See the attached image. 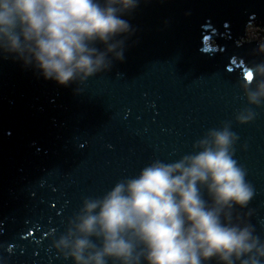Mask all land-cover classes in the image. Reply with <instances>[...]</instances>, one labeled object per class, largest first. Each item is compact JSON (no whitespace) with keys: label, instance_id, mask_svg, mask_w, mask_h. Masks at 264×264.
Instances as JSON below:
<instances>
[{"label":"water","instance_id":"1","mask_svg":"<svg viewBox=\"0 0 264 264\" xmlns=\"http://www.w3.org/2000/svg\"><path fill=\"white\" fill-rule=\"evenodd\" d=\"M120 18L132 29L116 37L124 60L109 54L111 69L82 83L46 80L0 52V264H74L52 245L84 198L193 153L225 121L255 188L234 222L264 240V103L249 105L240 87L264 62V38H247L264 30V0H138ZM245 108L257 115L240 124Z\"/></svg>","mask_w":264,"mask_h":264},{"label":"clouds","instance_id":"2","mask_svg":"<svg viewBox=\"0 0 264 264\" xmlns=\"http://www.w3.org/2000/svg\"><path fill=\"white\" fill-rule=\"evenodd\" d=\"M137 5L138 0H0V52L34 66L46 80L82 83L109 71L112 59L124 60V40L116 37L132 29L120 16ZM97 41L103 51L94 46ZM258 51L264 52V41ZM248 72L251 79L240 87L249 105L260 106L264 62ZM256 115L245 108L236 120L247 124ZM238 140L225 121L197 140L193 153L171 163L155 160L102 197L84 198L52 246L74 264H262L264 240L239 215L234 222L235 207H247L255 195L246 169L234 159Z\"/></svg>","mask_w":264,"mask_h":264},{"label":"rangeland","instance_id":"3","mask_svg":"<svg viewBox=\"0 0 264 264\" xmlns=\"http://www.w3.org/2000/svg\"><path fill=\"white\" fill-rule=\"evenodd\" d=\"M249 32H250V34H249ZM263 33H264V30H260L258 28H255V30L253 32V28H249V29H247V38H248V36H249L250 39H252V38L259 39L260 37L264 38ZM252 34H255V36L252 37L251 36Z\"/></svg>","mask_w":264,"mask_h":264},{"label":"snow or ice","instance_id":"4","mask_svg":"<svg viewBox=\"0 0 264 264\" xmlns=\"http://www.w3.org/2000/svg\"><path fill=\"white\" fill-rule=\"evenodd\" d=\"M246 78L251 79V73H248Z\"/></svg>","mask_w":264,"mask_h":264},{"label":"trees","instance_id":"5","mask_svg":"<svg viewBox=\"0 0 264 264\" xmlns=\"http://www.w3.org/2000/svg\"><path fill=\"white\" fill-rule=\"evenodd\" d=\"M263 35H264V33H263Z\"/></svg>","mask_w":264,"mask_h":264}]
</instances>
